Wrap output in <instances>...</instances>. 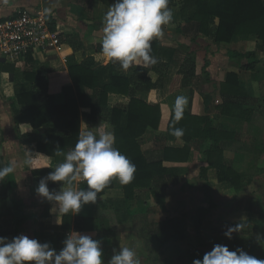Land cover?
Masks as SVG:
<instances>
[{
    "label": "crops",
    "instance_id": "1",
    "mask_svg": "<svg viewBox=\"0 0 264 264\" xmlns=\"http://www.w3.org/2000/svg\"><path fill=\"white\" fill-rule=\"evenodd\" d=\"M111 5L100 0H9L7 5L0 4L1 20L14 17L20 9L44 11L55 21L61 40L58 49L32 55L29 62L0 59V167L16 163L14 172L0 181V236L11 239L24 234L41 243L49 242L58 252L67 234L73 231L87 234L101 242L104 264H108L120 247L134 248L139 264H193L198 249L206 253L216 244L226 245L230 251L242 248L256 257L258 248L252 246L251 234L258 226V211L264 209L262 197L254 198L251 210L240 203L237 197L249 187L243 178L247 173L239 172L241 186H245L241 190L228 181H220L218 169L210 167L205 151L197 148L198 142L183 154V159L168 158L163 162L170 173L182 179L164 191V203H158L151 192L134 204L127 203L116 179L114 186L99 195L95 204L84 205L74 215L58 214L54 202L36 193L41 179L60 164L55 162V157L39 152L38 142L45 144L50 135L63 138L65 130L46 122L45 117L34 128L30 121H17V116L25 111L30 100L34 103V99L27 97L40 77L47 81L53 104L66 105L63 87L74 84L72 73L87 74L82 94L86 105L80 108V133L92 131L97 137L101 133L114 134L115 126L110 122V113H104L105 108L122 109L121 124L127 126L128 112L124 110L134 98L154 108L148 122L157 124L146 127L141 142L142 152L151 159L162 158L166 148L177 156L178 150L186 147L184 138L173 134L176 129L182 132L203 129V123L193 119L180 123L184 118H207L208 125L232 136V142L223 152L229 166L240 171L236 165L243 163L248 164L254 175L264 172L262 41L252 35L248 39L234 36L229 43H215L200 36L195 23L182 26L180 7L173 6L172 22L164 26L162 37L153 40L159 45L158 63L149 68L137 66L143 69L142 78H134L124 86L122 80L135 74L136 67L124 71L118 63L109 62L100 44L104 15ZM247 51H257L259 61L252 69L243 66L248 62L246 57L236 56ZM188 60L194 62L192 76L183 73ZM80 66L83 72H79ZM112 85L121 90L108 91L106 103L93 109L92 105L104 96V88ZM178 97L186 100L179 120L174 119ZM230 105L238 109L231 113ZM98 109V117L86 121L85 115ZM29 157L32 163L26 165L24 161ZM47 186L50 191L58 192L62 182L48 181ZM72 186L87 188L83 180ZM259 192L260 189L255 193ZM78 218L88 219L86 228H75ZM165 221L176 225L182 233L181 240L163 243L160 228ZM198 222H201L203 246L195 229ZM229 229H238L232 231L231 238L225 235Z\"/></svg>",
    "mask_w": 264,
    "mask_h": 264
},
{
    "label": "trees",
    "instance_id": "2",
    "mask_svg": "<svg viewBox=\"0 0 264 264\" xmlns=\"http://www.w3.org/2000/svg\"><path fill=\"white\" fill-rule=\"evenodd\" d=\"M104 4L110 6L114 0H100ZM173 6L180 7L182 20L185 26L189 23H195L197 25V33L201 36L210 38L215 43H229L234 36H240L242 39H248L250 36L255 35L262 41L264 47V0H170L168 7ZM50 27L55 30V21L51 17H47ZM3 20V19H2ZM1 21V19H0ZM181 26V27H182ZM198 37V36H197ZM158 43L152 42V51L150 55L156 57L158 52ZM238 57H246L248 62L243 65L247 69H252L256 66L259 60H257V51H247L243 53H237ZM33 56L27 55L26 62L31 61ZM84 69L80 66L79 72ZM186 69V71H185ZM84 71V70H83ZM81 71V72H83ZM135 74L131 77L122 80V83L128 85L134 81V78L143 76L142 68H135ZM185 76H192L195 74V66L192 60H188L186 67L183 69ZM87 75V74H86ZM85 74L76 75L72 73V80L74 84H66L63 90L66 94L67 103L63 106H56L53 104V99L48 95V84L44 77H40L37 80V84L34 89L30 91L27 99H34V103L30 100V103H25L26 109L17 116V121H30L35 127H39L43 122L42 118L46 122L54 123L59 129L65 130V135L60 138L55 135H50L45 144L38 142V150L48 156L55 157V162L62 163L64 155H56L57 151H61L67 154L75 147L80 135L81 114L80 108L82 105H86L83 94V84L86 77ZM235 76V75H230ZM228 76V77H230ZM116 84L117 81L115 80ZM115 85V84H114ZM107 86L104 88L102 98H100L95 105H92L93 109L101 104L106 103V93L110 90L116 89V87ZM44 95V98L41 95ZM24 95L20 96V103L23 102ZM22 101V102H21ZM95 107V108H94ZM231 111L238 107L229 106ZM154 108L148 106L146 103L132 99L129 103V107L124 110L128 112L127 126L121 124L122 109L112 108L109 110L104 109V113H110V122L115 126V147L124 154L132 163L136 166V172L134 179L127 185H121V188L125 194V201L127 203L134 204L137 200L146 197L148 192H151L158 203H164V191L171 185H176L182 179L177 178L164 166L165 159H183L184 153H188L193 148V143L198 142L201 146L197 147L203 149L208 156L210 167L217 168L220 174V181H228L231 185L241 190L245 186H241L242 177L239 172L229 166L223 159V152L225 148L232 142V136L230 133L221 131L218 127L208 125L207 118H184L180 123L187 122L193 119L203 123V129L197 131H183L181 137L184 138L187 145L186 147L178 150V155H172L174 152L170 149H164L162 158L158 160L151 159L148 155L144 154L141 150V142L143 136L146 133V127L150 124L155 126L157 123L148 122L150 112ZM99 109L94 113L85 115L86 121L91 122L99 115ZM100 112H103L100 110ZM176 114V112L174 113ZM105 118L107 114H103ZM176 117L174 116V119ZM172 122H175L173 120ZM186 124V123H185ZM173 127V126H172ZM59 160H62L59 162ZM115 179L105 187L101 194L107 188L114 186ZM10 187L11 184H8ZM101 194H98L101 195ZM131 204V205H132ZM88 219L78 218L75 224L76 229L86 228L85 222ZM201 222H198L195 226L196 233L200 245L203 246V240L200 233ZM160 232L164 237L163 243L166 244L170 239L176 241L182 239V233L176 227V225L170 221H165L161 225ZM195 259H202L205 254L198 249Z\"/></svg>",
    "mask_w": 264,
    "mask_h": 264
},
{
    "label": "clouds",
    "instance_id": "3",
    "mask_svg": "<svg viewBox=\"0 0 264 264\" xmlns=\"http://www.w3.org/2000/svg\"><path fill=\"white\" fill-rule=\"evenodd\" d=\"M170 0H115L106 11L103 19L101 50L109 62L118 63L127 71L130 67L149 68L158 63L150 55L152 42L164 34V26L173 20ZM9 0H0L7 5ZM184 97L176 100V119L181 117ZM182 135L181 129L173 133ZM113 133H101L99 137L92 131L81 132L75 147L64 155V161L41 179L36 193L54 202L57 213L78 214L86 204L97 202L98 194L113 179L121 185H127L134 179L136 166L115 146ZM24 163L31 165V158ZM15 161L0 167V181L13 173ZM78 180L86 182L87 188L76 189L72 185ZM62 182L58 192L50 191L47 182ZM68 185L64 187L63 185ZM102 198V197H101ZM229 229L225 235L231 238ZM0 264H104L101 242L90 235L71 232L63 240L58 252L49 242L41 243L37 239L20 234L11 239L0 236ZM108 264H139L134 248L120 247L115 251ZM193 264H264V260L249 255L242 248L229 250L226 245L216 244L206 252L202 259Z\"/></svg>",
    "mask_w": 264,
    "mask_h": 264
},
{
    "label": "built area",
    "instance_id": "4",
    "mask_svg": "<svg viewBox=\"0 0 264 264\" xmlns=\"http://www.w3.org/2000/svg\"><path fill=\"white\" fill-rule=\"evenodd\" d=\"M60 45L59 32L50 27L44 11L20 9L14 17L0 21V59L21 62L27 55H39Z\"/></svg>",
    "mask_w": 264,
    "mask_h": 264
},
{
    "label": "rangeland",
    "instance_id": "5",
    "mask_svg": "<svg viewBox=\"0 0 264 264\" xmlns=\"http://www.w3.org/2000/svg\"><path fill=\"white\" fill-rule=\"evenodd\" d=\"M236 167L240 170V171L237 170L238 172L247 173L246 176L243 178L246 179V183L249 184L248 185L249 187L244 194L238 197L236 196L238 199L241 200L240 203H242L246 208L251 210L252 208L251 206L254 204L255 201L254 198L260 196V198L262 197L263 208H264V172L260 171L258 172V175H254L255 173L253 174V172L250 171L248 164H243V163L237 164ZM256 184L259 185L257 186ZM258 189H260V192L256 194L255 192ZM253 190L254 192L252 193L251 191ZM257 214L258 215H256V217L259 220V222H258V226L253 229V232L251 234L254 236L253 237L254 243H252V246H254L253 244H255L256 248H258V251L255 252L256 258L259 260H264V209L259 210Z\"/></svg>",
    "mask_w": 264,
    "mask_h": 264
}]
</instances>
